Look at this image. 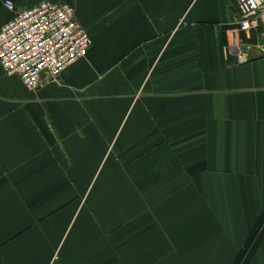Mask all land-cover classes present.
<instances>
[{
	"label": "crops",
	"instance_id": "0c3cea01",
	"mask_svg": "<svg viewBox=\"0 0 264 264\" xmlns=\"http://www.w3.org/2000/svg\"><path fill=\"white\" fill-rule=\"evenodd\" d=\"M13 1L73 2L92 43L36 89L0 63V264H235L264 216V37L237 0Z\"/></svg>",
	"mask_w": 264,
	"mask_h": 264
},
{
	"label": "built area",
	"instance_id": "2783aa9c",
	"mask_svg": "<svg viewBox=\"0 0 264 264\" xmlns=\"http://www.w3.org/2000/svg\"><path fill=\"white\" fill-rule=\"evenodd\" d=\"M5 4L14 16L0 29V63L30 89L40 86L43 72L57 77L85 56L92 38L77 20L73 2L43 1L21 9L13 0ZM237 6L239 27L258 29L264 37V0H237Z\"/></svg>",
	"mask_w": 264,
	"mask_h": 264
},
{
	"label": "trees",
	"instance_id": "16d2710c",
	"mask_svg": "<svg viewBox=\"0 0 264 264\" xmlns=\"http://www.w3.org/2000/svg\"><path fill=\"white\" fill-rule=\"evenodd\" d=\"M263 224H264V216H263L261 222L253 230V232H252L250 238L248 239L245 247L242 248L235 264H247L248 263L247 261H249L255 247H257V245L260 241V238L262 236L260 228L262 227Z\"/></svg>",
	"mask_w": 264,
	"mask_h": 264
},
{
	"label": "water",
	"instance_id": "95a60500",
	"mask_svg": "<svg viewBox=\"0 0 264 264\" xmlns=\"http://www.w3.org/2000/svg\"><path fill=\"white\" fill-rule=\"evenodd\" d=\"M243 50L245 51L246 49L244 48Z\"/></svg>",
	"mask_w": 264,
	"mask_h": 264
}]
</instances>
